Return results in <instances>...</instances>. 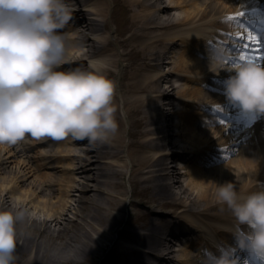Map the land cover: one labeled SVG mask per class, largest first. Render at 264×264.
<instances>
[{"label": "bare ground", "instance_id": "1", "mask_svg": "<svg viewBox=\"0 0 264 264\" xmlns=\"http://www.w3.org/2000/svg\"><path fill=\"white\" fill-rule=\"evenodd\" d=\"M122 1L128 11V23L122 29L125 36L121 39H113L110 34L109 0H72L73 19H77L74 24L78 27L68 24L61 30L66 33L64 69L87 67L92 59L106 58L108 66L104 71L112 78L116 77L118 130L105 142L93 143L85 139L86 146L80 154L72 152L73 145L67 146L66 142L77 144L82 141L76 139L78 142H75L71 136L57 141L55 146H59V150L55 155L48 152L56 140L48 148L36 150L38 153L34 158L22 147L18 148L19 143L2 144L0 208L25 209V217L17 223L18 239L24 237L21 244L27 239L39 245L49 241L42 237L43 234L40 236L44 231L54 240L53 255L58 262L77 261L79 255L96 254L101 259L104 251L114 243L112 251L124 260L122 264H165L167 260L176 259L174 244L177 243L175 237L167 238L166 235H173L183 226L180 234L182 237L188 235L189 240L185 244L182 242L181 249L177 250L178 263L202 264L199 256L195 258V251L204 247L216 250L215 245L234 241L230 231L234 218L217 198L218 184L233 181L238 191L244 194L255 190L257 182L262 184L264 179V120H257L254 114L229 102L223 83L229 72H214L210 68V45L227 49L222 43L240 42L223 34L227 31L222 30L223 26L219 29V23L232 18L233 10L254 11L258 1ZM82 25L91 29L93 36H88ZM233 35L239 36L240 33ZM246 41L242 48L245 53L232 58L264 61V51H261L264 47L256 52L259 49L257 44L262 45V40L254 41L249 37ZM179 44L181 48L177 47ZM124 61L127 62L122 69ZM176 76L180 83L174 81ZM173 94L179 100L178 109L170 101L174 110L164 105V98L172 99ZM173 100H176L175 96ZM229 104L238 106L239 113L235 115L241 118L226 124L219 110L230 113ZM174 116L177 117L174 124L178 130L172 132L168 127L173 124L166 121L171 122ZM248 122H255L254 131L244 130ZM130 131L133 138L127 140L126 133L129 135ZM235 138L238 141H233ZM181 151L201 161L197 166H187L185 180L180 178L182 170L176 162ZM234 151L237 154L233 159L230 156ZM25 154L28 158L22 157ZM103 154H112L110 158L119 167L110 170L111 177H118L121 181L118 174L124 176L130 169L131 180L137 188L139 186L138 190H154L157 196L152 194L147 198L150 203L148 212L138 207L132 211L134 216L145 214L153 219L143 225L144 231L128 228L133 236L131 244L115 242L111 234V229L129 211L126 207L128 195L108 198L105 194L108 208L100 213L97 211V217L85 216L87 225H81L83 231L78 228L70 231L74 223L71 221L77 219L83 204L89 207L90 196L98 191L92 184V173L97 169L90 174L87 168L89 158L91 155L102 157ZM208 155L215 157V161L211 162ZM53 159L61 164H54ZM205 162L215 166L204 168ZM63 166L68 172L57 175V170H65ZM37 168L39 172H36ZM100 168L98 172L107 176V171L102 172ZM74 190H79L82 196L72 194ZM163 206L171 209L163 210ZM57 224L66 225L70 230L64 232ZM29 250L38 251L33 246ZM235 250L245 253L243 249ZM150 255H154L156 262H149Z\"/></svg>", "mask_w": 264, "mask_h": 264}, {"label": "clouds", "instance_id": "2", "mask_svg": "<svg viewBox=\"0 0 264 264\" xmlns=\"http://www.w3.org/2000/svg\"><path fill=\"white\" fill-rule=\"evenodd\" d=\"M73 16L71 0H0V144L26 136L105 142L118 130L117 85L104 71L106 58L62 67L66 33L60 30ZM210 68L231 73L223 82L229 102L264 115V61L233 59L216 47ZM216 195L234 218L235 244L204 249L202 264H240L237 247L264 260V185L242 194L229 180L218 184ZM25 215L23 208H0V264H13L17 223Z\"/></svg>", "mask_w": 264, "mask_h": 264}, {"label": "rangeland", "instance_id": "3", "mask_svg": "<svg viewBox=\"0 0 264 264\" xmlns=\"http://www.w3.org/2000/svg\"><path fill=\"white\" fill-rule=\"evenodd\" d=\"M109 2H110V15H111L110 34H111L113 39H121L125 36V32L122 31V29L124 27L126 28V24L128 23V11H127L126 6L122 0H118V1L117 0H109ZM174 11H177V9H174ZM73 21L74 22L70 21V23H75L76 19H74ZM83 28H84V31L86 33H88L90 36H93L94 33L91 29H89L87 26L83 27ZM178 47L181 48L180 46H178ZM121 49H123L122 46H121ZM126 62L127 61H124L122 63V65H121L122 69H123L124 65L126 64ZM176 78H177V76L174 77L175 80H176ZM113 79L116 81V77L113 76ZM175 82L180 83L179 81H175ZM168 98L169 97L164 98V101H165L164 105L167 106V108H171L173 110H174V108L178 109L179 105L177 104V102H179V101L173 100L174 97H172V99H170V98L168 99ZM170 101L174 102V108H173V105L170 104ZM119 115H122V114H119ZM176 119H177V117L174 116V117H172L171 122L166 121V123L167 124H170V123L174 124V121ZM133 127L134 126H132V128ZM168 129H171L170 131L174 132V130H178V127H176L175 125H171L170 127H168ZM131 132L132 131L129 132V135H127V133H126V139L127 140H131L133 138V134ZM19 142L20 141H18L17 143H19ZM19 146H21V145L19 144ZM67 146H71V145H67ZM80 146H84V144H81ZM80 146L75 144L76 149H77V147H80ZM0 147H3V145L0 144ZM92 148H95V146L92 145ZM38 150H40V149H38ZM57 150H59V146L54 145L53 148L48 153L55 155ZM63 152H66V151H63ZM72 152H74V151H72ZM28 153L31 154L30 155L31 158H34L36 156V153H38V152H36V150L33 149L32 151H29ZM60 153L63 154L62 152H60ZM180 153H181L180 156L176 158V160H177L176 162H178V164H180V166H181L182 172H181L180 178L182 180H185V178L187 177V175L185 174V171L187 170V166L192 165V164L194 166H197L198 163L196 161L197 158H194L193 156L191 158H189L188 155L183 153L182 151ZM112 154H103L102 157L101 156L95 157L94 155L90 156L89 161H88L89 164H88L87 168L90 169V174L92 171H95L97 169L96 172L92 173L93 179H94V180H92V183H94V181H96L95 185H93V186L95 188H97L98 191L95 192L92 196H90V198H89L90 202L88 203L89 207L86 208L85 205L83 204L84 208H82L81 211L78 212L77 219L75 221L74 220L71 221V222H74L73 224H71V226H72L71 230L67 229L66 225L59 226L57 224L56 226L58 228L62 227L63 229H61V230H63L64 232H67L68 230H70L72 232L77 231V230H75V228H78L80 231H83L81 225H85V226L87 225L86 221H84L85 216L89 215V216L97 217L95 214L97 211H98V213H100V212L105 211L108 208L109 204L106 201V198H107L106 195L108 196V198H111V196L112 197L116 196V198L118 196L119 197L121 196V197L125 198V196L127 195L126 194L127 192H126V185L124 182L123 174H118V176L121 178L120 179L121 181H119L118 177L113 178V177H111L112 175L110 176V170H112V168H116V169L119 168L117 166V163L114 161V159L110 158V156ZM236 154H237V151H234V153H232V155L230 157H232L234 159ZM34 162L36 164V161H34ZM52 162L54 164H59V163L61 164V162L57 161L56 159H53ZM213 166H215L214 163L203 165L204 168L213 167ZM98 167L99 168L101 167L100 169H102V172L107 171V176H105V174L104 175L100 174L98 172ZM45 170L46 169H42V171H45ZM60 171L61 170H57L56 174L58 175V173ZM36 172H39V171L37 170ZM48 172H50L49 169H48ZM62 174H63V172H62ZM227 174H228L227 176H229V173H227ZM110 181H115L116 184H114L113 182H110ZM117 181H119V182H117ZM134 188H135L134 189L135 192H133V194H132L133 196L131 197L132 202L135 201V203L138 205L137 207L139 209H141L143 212H145V211L148 212L150 203L147 202L146 200H147V198H151L150 195H152V194L154 196H156L154 193V190H148V191L146 190V192L138 190L139 186L137 188V184L135 182H134ZM89 192H90V190H89ZM73 193L78 194V192L75 190L73 191ZM100 196H103V198H100ZM88 204L86 203V205H88ZM96 207H97V209H96ZM159 207H161V206H159ZM162 209L163 210H169L171 208L163 206ZM61 216H63V215H61ZM100 219H102V217ZM126 219H128L130 221H128V223H124V226H121V224L123 223V221L125 219L119 221V223L111 229V234H112V236H114L115 242L119 241V242H123L125 244H130L131 243L130 238H132L133 236L128 231V228H133V230L137 229V230L143 231L144 230V229L142 230L143 225L148 223L150 220H152L153 217H148V216H145V214H144L141 216L136 215L135 217L129 216ZM53 223L55 224V222H53ZM59 224H61V223L59 222ZM19 231L25 233L24 229H20ZM117 231H118V234H117ZM126 232H127V234H126ZM41 235L44 239H47L49 241L44 242V243L39 245V244H37V242L35 244H33L32 242L27 241L28 240L27 239L24 243L21 244L24 237L22 236L23 237L22 240L18 239L17 246L19 245V247L16 248L15 259L13 261V264H122L124 262L123 259H120L119 255H116V253H113L112 248H113L114 244L112 246H110V248L108 250L104 251V253L100 257L101 259H98L96 254L92 255V256L91 255L86 256L87 258L79 255L78 260L79 259H84V260L74 261L71 259V260H64V261L58 262V260H56V257L53 255V249L52 248H53L54 244H52V242H54V240L51 238L50 234H46V232H44V231L41 232L40 236ZM79 236L80 235H78V237ZM61 237H63V236H61ZM28 242H30V243H28ZM31 246H33L35 249H37L38 253L37 252H34V253L30 252L29 248H31ZM175 247L179 248V246H177V245H175ZM174 253H175L176 259L173 258L172 260H169V261L167 260L165 262V264H178L176 261H178V258L180 257L179 253L177 251ZM160 264H164V262H162Z\"/></svg>", "mask_w": 264, "mask_h": 264}]
</instances>
